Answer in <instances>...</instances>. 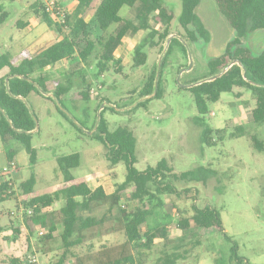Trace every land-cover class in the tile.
I'll return each mask as SVG.
<instances>
[{
	"label": "rangeland",
	"instance_id": "374dc122",
	"mask_svg": "<svg viewBox=\"0 0 264 264\" xmlns=\"http://www.w3.org/2000/svg\"><path fill=\"white\" fill-rule=\"evenodd\" d=\"M39 1L45 4V0H3L8 16L0 23V56L9 53L18 57L24 49L35 52L55 39L54 33L31 9ZM55 1L53 14L62 20L74 10L77 0ZM164 4L175 15L169 27L172 35L167 41L159 43V36L151 37L155 31L162 32L166 28L161 22L156 23L152 16L150 29L129 35L119 48L116 58L120 64H111L110 70L99 77L95 76L94 58L88 63L63 60L47 69L52 85L69 86L70 89L61 101H55L57 106L36 96L26 101L38 120V130L32 141L37 150L34 165L20 142L4 143L0 137V176L10 164L8 150L15 152L12 161L17 166V171L8 177L15 194L11 200L0 203V264H8L11 260L32 264L35 256L38 262L34 264H53L63 255V200L56 201L46 210L49 221L57 227L53 239L43 242L39 232L43 230L46 234L47 229L37 230L31 236L25 225L22 183L32 175L36 179V190L42 194L52 193L64 180L58 158L79 153L81 164L72 170L75 176L108 172L110 177L104 184L108 195L125 182L126 165L123 162L114 165L105 145L89 137L100 132L97 127L102 122L111 132L119 127L134 132L138 170L155 167L163 159L167 161L171 171L165 173V178L148 185L153 194L157 192L158 183L169 184L182 193L160 194L159 198L166 206L160 208H153L156 200L149 202L146 198L141 203L128 198L135 188L133 184L121 195V206L127 211L137 207L152 210L143 231L149 229L157 237L151 248L137 253L144 264H156L161 255L173 250L174 242L182 246V251L183 248L190 251L187 259L180 260L179 264H237L231 260L233 242L238 244L239 256L247 262L264 264V123L251 120L250 113L256 105L254 96L250 91L238 88L233 93H223L218 102L210 104L209 114L201 116L194 95L187 87L190 80L208 75L207 63L224 53L227 44L236 37V31L215 0H201L196 13L208 30L210 40H203L197 33L199 41L192 43L179 24L181 0H164ZM125 9L121 15L138 25L136 9ZM190 28L197 32L195 26ZM181 34L184 36H179ZM243 42L259 55L264 49V29L251 33ZM140 45L147 56L142 65L136 61ZM155 70V88L158 77L161 79L160 97H156V90L148 97H141L149 75ZM82 92L89 93V100L75 99V95ZM206 127L212 129V145L204 142ZM219 130L221 133L217 134ZM253 137L263 144L262 149L255 146ZM188 171H199L206 179L181 178ZM194 206L216 209L232 242L215 230L191 228L185 236L179 222L183 217L193 215ZM109 209L110 201L98 203L83 216H106L107 226L116 227L118 210L109 214ZM163 227L168 241L161 237ZM182 238L183 242L180 241ZM125 240L123 231L98 235L72 251L83 253L91 244L93 249H98ZM144 242L147 241L144 239ZM67 264H74V259L69 257Z\"/></svg>",
	"mask_w": 264,
	"mask_h": 264
},
{
	"label": "trees",
	"instance_id": "16d2710c",
	"mask_svg": "<svg viewBox=\"0 0 264 264\" xmlns=\"http://www.w3.org/2000/svg\"><path fill=\"white\" fill-rule=\"evenodd\" d=\"M215 1L221 13L236 31V37L227 44L222 55L209 60L208 75L204 78L190 80L189 85H196L188 89L194 95L201 116L209 114L210 104L218 102L223 93H233L237 88L248 90L253 94L256 103L250 113L251 120L257 124L264 123V49L259 55H255L243 42L251 33L264 29V0ZM181 2L182 13L179 17V24L185 31L186 38L192 43H197L198 33L203 40L208 42L209 32L196 13L201 0H181ZM125 7L136 9L138 25L134 20L121 15ZM31 9L55 34L56 39L35 52L24 49L18 57H12L9 53L0 56V137L4 143L11 140L20 142L30 156L31 165H34L37 150L33 147L32 141L37 127V115L20 97L27 101L29 97L36 96L56 105L55 101H61L70 88L63 85H52L46 73L48 68L54 67L63 60L76 59L79 62L88 63L91 58H94L96 61L95 76L99 77L110 70L111 64L114 66L120 64L116 53L124 40L131 34L136 35L141 30L150 29L149 19L152 16L156 23L161 22L166 28L162 32L155 31L151 37L159 36V43L167 41L172 35L169 27L175 15L164 4V0H77L74 10L62 20L59 16L47 11L45 4L40 1L35 3ZM7 16L3 0H0V23L4 22ZM191 25L196 27L197 32L190 28ZM21 26L24 25L21 24ZM179 36H184V34ZM171 40L174 41L176 38ZM143 49V45H140L136 51L138 65L144 64L147 58ZM234 60H240L243 66L233 64L221 77L210 82H202L221 73ZM156 77L157 71L155 70L149 75L141 91V97H148L155 90L157 91L156 97H160L161 79L158 77L155 88ZM40 89L53 94V97H46ZM75 99L89 100V93H78ZM97 129L100 132L91 134L89 137L105 145L109 151V160L114 165L120 162L126 165L125 182L118 186L112 195H108L104 188V184L110 177L107 175L108 172L77 177L72 170L80 166V154L60 157L58 167L64 180L54 187V192L42 194L36 190L34 175L22 183L25 197L23 200L25 225L31 236L39 229H47L48 233L41 236V240L46 242L53 239L57 227L49 221L46 210L56 201L63 200L65 203L62 208L61 238L64 252L53 264H67L69 257L74 259V264H144L137 253L145 248H151L153 239L157 237V234L149 229L143 231V227H147L152 210L137 207L134 211H127L121 206V195L127 187L133 184L135 188L128 198L139 200L141 203L146 198L149 202L156 200L153 208L166 207L159 195L167 192L177 194L176 189L169 184L158 183L157 192L153 194L148 185L157 179L165 178V173L170 172L171 168L163 159L155 167L150 166L144 171L138 170L135 166L137 138L134 132L127 127H119L111 132L103 122ZM238 130L242 132L241 128ZM219 133H221L220 130L217 134ZM211 135L212 129L206 127L203 139L208 145H212ZM253 141L258 149L263 148V144L256 137H253ZM6 154L11 163L15 158V152L8 150ZM199 173V171H188L182 174L181 178L205 180L206 178L204 179ZM14 194L11 180L0 182V203L11 200ZM178 194L182 195V193ZM108 201H110L109 214L118 210L116 227L107 226L106 216L102 218L91 215L83 216L84 213H90L95 204ZM30 209L33 210V214H28ZM179 228L185 236L191 228L219 231L223 234L222 236L232 242V238L225 232L220 213L210 206L204 208L194 206L193 215L183 217L179 222ZM165 230V227L161 229L163 231L161 237L168 241ZM118 231H123L126 237V240L120 244L102 245L98 249H93L91 244L88 251L83 253L72 251V248L84 246L87 240L98 235ZM144 239L147 242H144ZM180 241L183 242L184 239ZM173 244V250H168L161 255L156 264H179L180 260L187 259L190 251L184 250L185 248L182 251L180 249L182 246L177 242ZM231 258L237 264H252L239 256L236 242H233ZM8 264H21V262L11 260Z\"/></svg>",
	"mask_w": 264,
	"mask_h": 264
},
{
	"label": "built area",
	"instance_id": "2783aa9c",
	"mask_svg": "<svg viewBox=\"0 0 264 264\" xmlns=\"http://www.w3.org/2000/svg\"><path fill=\"white\" fill-rule=\"evenodd\" d=\"M45 7H46L47 11L53 13L55 11V8H56V1L55 0H45ZM15 171H17V166L14 163V161H12L9 164V166L5 167L3 169V171L1 172L0 181H8L9 175L14 173ZM28 214H33V210L30 209L28 211ZM39 230H42V229H39ZM39 235L43 236V235H45V232L42 230V231L39 232ZM37 262H38L37 257L36 256L33 257L31 263L34 264V263H37Z\"/></svg>",
	"mask_w": 264,
	"mask_h": 264
},
{
	"label": "water",
	"instance_id": "95a60500",
	"mask_svg": "<svg viewBox=\"0 0 264 264\" xmlns=\"http://www.w3.org/2000/svg\"><path fill=\"white\" fill-rule=\"evenodd\" d=\"M233 64H238V65H240V66H243V64H242V62H241L240 60H234L233 63H232L231 65L227 66L226 68H224V70H223L221 73H219V74H217V75H215V76H212V77L208 78L207 80H203L202 82H206V81L210 82V81H213V80H215V79L221 77L224 73H226V72L231 68V66H232ZM192 67H193V63L191 64L190 68H192ZM244 70H245V69H244ZM183 71H187V70L184 69ZM183 71H182V72H183ZM23 78H24V77H23ZM9 79H10V78H9ZM7 82H8V80H7ZM202 82H199V83H202ZM194 85H196V84H193V85H190V86H187V87H193ZM40 90H41L42 94H45L46 96H49V97H53V94H48L47 92H45V91L42 90V89H40ZM20 99H21L22 101L26 102V99H25V98L20 97ZM36 123H37V127H36V130H35V131L38 130V120H37V118H36Z\"/></svg>",
	"mask_w": 264,
	"mask_h": 264
},
{
	"label": "crops",
	"instance_id": "0c3cea01",
	"mask_svg": "<svg viewBox=\"0 0 264 264\" xmlns=\"http://www.w3.org/2000/svg\"><path fill=\"white\" fill-rule=\"evenodd\" d=\"M76 5H77V1H76ZM76 5H75L74 7H76ZM45 25H46V24H45ZM46 26H47V25H46ZM47 27H48V26H47ZM54 35H55V34H54ZM55 39H56V38H55ZM55 39H54V40H55ZM54 40H53V41H54ZM125 40H126V39H125ZM125 40H124V42H125ZM51 42H52V41H51ZM124 42H123V44H124ZM49 43H50V42H49ZM45 45H46V44H45ZM118 50H119V49H118ZM29 51H30V50H29ZM30 52H31V51H30ZM43 95H44V94H43ZM45 96H46V95H45ZM46 97H49V96H46Z\"/></svg>",
	"mask_w": 264,
	"mask_h": 264
}]
</instances>
